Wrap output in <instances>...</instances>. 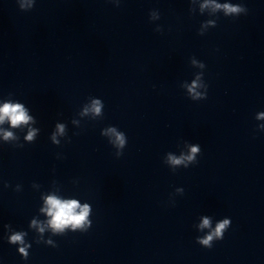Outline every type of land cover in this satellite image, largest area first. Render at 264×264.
I'll return each mask as SVG.
<instances>
[{"label":"water","instance_id":"95a60500","mask_svg":"<svg viewBox=\"0 0 264 264\" xmlns=\"http://www.w3.org/2000/svg\"><path fill=\"white\" fill-rule=\"evenodd\" d=\"M192 264H264V0H222L212 146Z\"/></svg>","mask_w":264,"mask_h":264},{"label":"clouds","instance_id":"9594fccd","mask_svg":"<svg viewBox=\"0 0 264 264\" xmlns=\"http://www.w3.org/2000/svg\"><path fill=\"white\" fill-rule=\"evenodd\" d=\"M23 6V5H22ZM228 11H239L238 8L236 7H229L225 6ZM96 111L99 112V108H96ZM5 117H8L10 119V122L13 126H16L20 122H26L28 120V117L25 115L23 110L21 109V106L16 105V106H11V105H4L2 108H0V122L4 120ZM7 135H10L7 134ZM198 149L196 147H193L191 151L195 153ZM191 159V157H189ZM175 163H179L180 161H174ZM48 204L51 206L49 209V214L52 215L53 219L51 223L57 227L60 228L62 226L68 225V224H76L79 225L82 221H84L88 208L84 207L79 214L75 212L76 208L78 205L75 202H60L57 199L50 198L48 200ZM227 221L224 223H221L218 228H217V233L221 229L225 227V224ZM208 221L207 219L204 220V225H207ZM211 236L208 237L207 240L202 241L204 244L208 243V240H211ZM12 239L19 240L20 236H14ZM22 251V250H21Z\"/></svg>","mask_w":264,"mask_h":264}]
</instances>
